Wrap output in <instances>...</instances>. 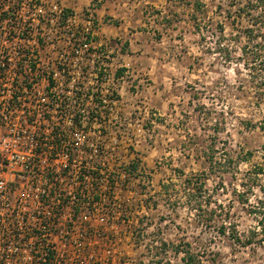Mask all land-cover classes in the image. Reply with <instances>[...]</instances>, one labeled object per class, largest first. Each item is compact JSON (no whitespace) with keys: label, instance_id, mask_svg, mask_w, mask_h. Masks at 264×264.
<instances>
[{"label":"built area","instance_id":"built-area-1","mask_svg":"<svg viewBox=\"0 0 264 264\" xmlns=\"http://www.w3.org/2000/svg\"><path fill=\"white\" fill-rule=\"evenodd\" d=\"M97 31L92 6L0 0V264H129L116 249L148 117Z\"/></svg>","mask_w":264,"mask_h":264},{"label":"rangeland","instance_id":"rangeland-1","mask_svg":"<svg viewBox=\"0 0 264 264\" xmlns=\"http://www.w3.org/2000/svg\"><path fill=\"white\" fill-rule=\"evenodd\" d=\"M171 12L130 60L132 111L147 114L149 131L133 154L131 236L116 257L264 264V175L243 185L264 165V47L243 51L250 35L264 45V0H178ZM195 191L211 203L198 209Z\"/></svg>","mask_w":264,"mask_h":264},{"label":"crops","instance_id":"crops-1","mask_svg":"<svg viewBox=\"0 0 264 264\" xmlns=\"http://www.w3.org/2000/svg\"><path fill=\"white\" fill-rule=\"evenodd\" d=\"M59 1L69 9L94 7L98 21L95 39H108L111 43H118L130 65V60L142 54L147 43L152 41L166 24H173L171 8L178 3V0Z\"/></svg>","mask_w":264,"mask_h":264},{"label":"trees","instance_id":"trees-1","mask_svg":"<svg viewBox=\"0 0 264 264\" xmlns=\"http://www.w3.org/2000/svg\"><path fill=\"white\" fill-rule=\"evenodd\" d=\"M259 43L260 42H258L257 40L251 39V35H250L249 36V43H247V45L244 47V50L243 51H245L246 55L254 54V56H258L259 53H260V51H261V48L264 47V45H260ZM260 72H262V71H260ZM256 73H258V72H256ZM254 77L256 78V76H254ZM261 85L264 86V78H261ZM260 127L263 130V132H264V117H263V120L261 122V126ZM248 153L251 154L252 152L249 151ZM260 175H264V165L256 166V170L254 171V173L251 174L248 179H245L244 180L243 185L244 186H248V185L251 186L252 183H250V182H254V181L259 182L260 181ZM191 178H193V176ZM199 181H201V180H199ZM198 183H200V185L203 186L204 183H205V181L198 182ZM260 187H261V189L264 190V183L263 184H260ZM246 190L250 191L251 188L250 189H245V191ZM197 193H198L197 191H195V192L192 193L191 198H190V201H191V203H193L194 205H196L198 207V209H202L204 201L206 203L208 202V204L211 203V201H212L211 198H209L207 200H202L201 198H199V196H198ZM242 193H244V192H242ZM243 195L244 194H242V196ZM261 209H263V208H261ZM225 228H226L225 227V222H222L220 229H221V232L222 233H225L226 234L227 231H226ZM230 236L231 237H235V239H240L239 235L237 233H235V232H232V235H230ZM249 240L251 241V239H249ZM190 259L192 260L193 257H191Z\"/></svg>","mask_w":264,"mask_h":264}]
</instances>
